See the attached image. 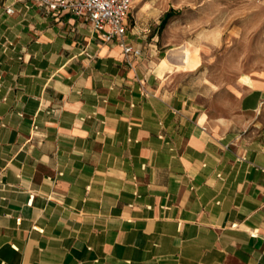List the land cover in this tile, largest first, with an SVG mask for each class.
<instances>
[{
    "label": "crops",
    "instance_id": "1",
    "mask_svg": "<svg viewBox=\"0 0 264 264\" xmlns=\"http://www.w3.org/2000/svg\"><path fill=\"white\" fill-rule=\"evenodd\" d=\"M171 7L136 0L128 59L85 16L0 0V264H264V75L223 98L178 67Z\"/></svg>",
    "mask_w": 264,
    "mask_h": 264
},
{
    "label": "rangeland",
    "instance_id": "2",
    "mask_svg": "<svg viewBox=\"0 0 264 264\" xmlns=\"http://www.w3.org/2000/svg\"><path fill=\"white\" fill-rule=\"evenodd\" d=\"M171 5L164 49L178 67L207 76L223 98L245 74L264 75V0H164ZM130 25L133 17L129 18ZM159 43V46L163 45ZM212 115L226 121L223 105L215 101ZM222 122V123H223Z\"/></svg>",
    "mask_w": 264,
    "mask_h": 264
},
{
    "label": "built area",
    "instance_id": "3",
    "mask_svg": "<svg viewBox=\"0 0 264 264\" xmlns=\"http://www.w3.org/2000/svg\"><path fill=\"white\" fill-rule=\"evenodd\" d=\"M37 5L49 12H70L76 16H85L93 30L105 42H117L123 47L125 56L139 51L127 38L128 19L136 0H35ZM12 12V8L7 9Z\"/></svg>",
    "mask_w": 264,
    "mask_h": 264
},
{
    "label": "trees",
    "instance_id": "4",
    "mask_svg": "<svg viewBox=\"0 0 264 264\" xmlns=\"http://www.w3.org/2000/svg\"><path fill=\"white\" fill-rule=\"evenodd\" d=\"M172 16L171 13H168L166 16V19L162 22V27H164L167 24L168 19Z\"/></svg>",
    "mask_w": 264,
    "mask_h": 264
}]
</instances>
